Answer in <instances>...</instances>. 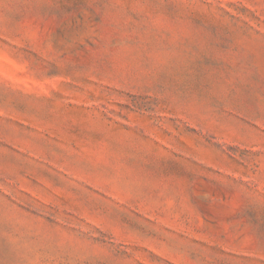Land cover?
<instances>
[{
  "label": "rangeland",
  "instance_id": "obj_1",
  "mask_svg": "<svg viewBox=\"0 0 264 264\" xmlns=\"http://www.w3.org/2000/svg\"><path fill=\"white\" fill-rule=\"evenodd\" d=\"M0 264H264V0H0Z\"/></svg>",
  "mask_w": 264,
  "mask_h": 264
}]
</instances>
